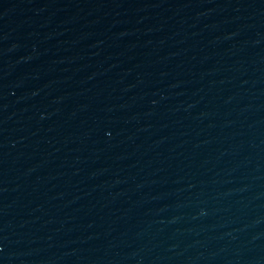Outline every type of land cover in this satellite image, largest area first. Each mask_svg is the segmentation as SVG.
Returning a JSON list of instances; mask_svg holds the SVG:
<instances>
[{"label": "water", "instance_id": "water-1", "mask_svg": "<svg viewBox=\"0 0 264 264\" xmlns=\"http://www.w3.org/2000/svg\"><path fill=\"white\" fill-rule=\"evenodd\" d=\"M0 264H264V0H0Z\"/></svg>", "mask_w": 264, "mask_h": 264}]
</instances>
